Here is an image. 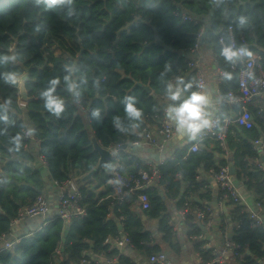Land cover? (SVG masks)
<instances>
[{"label": "trees", "instance_id": "16d2710c", "mask_svg": "<svg viewBox=\"0 0 264 264\" xmlns=\"http://www.w3.org/2000/svg\"><path fill=\"white\" fill-rule=\"evenodd\" d=\"M182 12L202 24L183 21L178 15ZM202 26L201 42L206 36L225 75L221 85L225 98L238 91L239 83V72L231 69L233 59L223 55L219 44L221 37L228 38L229 27L248 55H260L264 71V0H0V235L10 238L19 210L44 194L40 174L23 164L35 160L26 152L33 141L25 139V132L40 141L37 155L47 163L52 180L64 183L84 177L100 160L90 131L106 149L130 145L140 139L145 126L151 122L159 125L160 118L154 116L160 110V96L169 93L174 81L188 96L196 93L195 73L186 79L184 75ZM53 50H59L60 56ZM24 75L30 100L22 106L14 79ZM49 97L60 104L58 113L47 107ZM129 104L138 115L127 111ZM258 117L263 123L264 111ZM247 131L248 138L258 137L256 129ZM216 143L214 149L188 155L185 147L176 153L174 162L162 168L160 185L167 189L165 198L160 187L147 191L151 203L143 215L158 220V232L174 253L179 251L172 240L168 224L172 216L166 201L177 199L176 209H182L200 189L198 169L206 173L227 166L215 160V154L224 153ZM252 156L248 145L242 158ZM120 159L128 171L139 162ZM116 162L108 160L105 170L81 185L86 218L69 225L51 218L40 231L20 238L12 249L0 251V264H56L59 247L63 251L60 264H79L86 252H105L112 258L120 252H108L107 241L120 232L115 220L121 212L126 217L124 230L136 250L145 251L148 257L162 252L145 229L142 215L134 212L135 196L123 204H112L109 171ZM241 163L237 179L247 177L246 189L261 205L264 216V175ZM242 209L233 205L231 211L241 223L233 232L235 242L243 248L238 264H264V231L250 228ZM190 222L185 224L189 236L204 232L201 225ZM66 230L69 233L63 241ZM202 245L196 242L197 253L211 261ZM119 263L133 264L122 255Z\"/></svg>", "mask_w": 264, "mask_h": 264}, {"label": "built area", "instance_id": "2783aa9c", "mask_svg": "<svg viewBox=\"0 0 264 264\" xmlns=\"http://www.w3.org/2000/svg\"><path fill=\"white\" fill-rule=\"evenodd\" d=\"M183 21L193 22L194 24H202L200 19L186 14L184 12L178 14ZM205 32L204 26L198 35L197 44L191 49V53L195 54L200 50L201 37ZM219 44L222 47L224 55H229L233 59L231 65L232 70L239 72V83L237 92H229L225 103L229 107H238L240 113L235 118L222 119L219 116L214 117L208 126L201 128L197 131L194 140L189 148L190 153H197L202 150L201 144L207 140H215L224 152L227 151V137L230 133L232 125H236L245 130L255 128L253 116L249 107L257 100V98L264 94V72L260 67L261 57L257 54L248 55L246 46L237 42L232 27L228 28V38L221 37ZM189 69L195 73L196 94L203 97L201 107L205 103L207 83L205 75L198 62L194 59L188 61ZM22 106H25L21 104ZM154 118H160L159 128H157V135L148 124L142 130V139L132 142L124 146H115L107 148L111 152V159L117 160L116 164L109 171L110 186L112 187L111 200L112 204H123L130 196H135L133 207L138 206L141 211H148L150 209V196L147 191H154L156 188L161 187L162 168L169 162L175 161V156H167V147L172 138L178 131V127L173 124L169 117V112L166 109L157 110ZM263 137L253 140V146L259 148L264 155V122L262 124ZM25 139L36 142L38 147L40 141L36 140L31 132H25ZM143 145H151L155 147L158 158L156 160L146 159L141 160L136 157L132 152H127L128 147L139 148ZM126 151V152H125ZM125 152L127 161H132L133 158L138 159L132 166V171L125 169L123 161L120 159L121 154ZM47 164V163H46ZM256 167L263 170L262 164L257 163ZM201 172L198 169L199 175L197 176L200 181ZM2 172L0 171V178ZM205 178L214 181L218 186L219 196L216 203V208L212 206L200 207L193 205L189 200L184 203L182 209L178 210L176 219L171 218L168 222L172 228V233H176L180 223L184 225L189 219L192 226L201 225L203 233L192 235L189 237L194 242L203 243L201 250L207 251L212 256L211 261H205L201 253H197L198 264H227L229 258L233 257L236 260L242 258V246L235 242L233 232L239 230L241 223L235 221L231 212L228 213V208L233 205L242 207V212L248 215L249 227L252 229H260L264 231V216L260 204L256 203L251 207L245 196L240 190V187L235 183L233 177L227 166L220 167L218 170L210 169L205 173ZM55 186L59 189L57 198V217L65 224H71L74 220H82L86 218L87 212L82 206L83 194L81 192V184L78 179H71L64 183L55 182ZM175 202L176 199H171ZM132 208V206H131ZM50 211V204L45 194H40L34 203L28 207L21 208L18 212L16 219L12 222V226L19 225L28 220H37L46 218ZM228 217V221L217 222L220 217ZM126 217L121 212L118 216V221L121 224L122 230L115 237H111L107 243L109 251L118 249L121 251L124 248L136 250L135 245L131 242L128 234L125 232ZM219 227V234L222 237L221 246H213L205 236V232L209 230L214 224ZM20 239L11 240L6 235H0V251L12 249ZM144 245V243H141ZM56 257L62 260L63 251L59 247L56 249ZM86 256V255H84ZM120 254L109 258L106 253H100L97 258L90 256L82 257L79 264H118ZM57 260V259H56ZM54 264V263H53ZM149 264H177L168 257L165 252H160L149 257Z\"/></svg>", "mask_w": 264, "mask_h": 264}, {"label": "crops", "instance_id": "0c3cea01", "mask_svg": "<svg viewBox=\"0 0 264 264\" xmlns=\"http://www.w3.org/2000/svg\"><path fill=\"white\" fill-rule=\"evenodd\" d=\"M53 54L55 56H60L59 50H53ZM257 54V53H253ZM224 55V54H223ZM259 55V54H257ZM260 56V55H259ZM191 59H194L198 62L199 66L204 72L205 80L207 83V91H206V98L205 103L201 108V116L198 120L195 121V123L200 125V128H204L209 125L211 120L219 116L220 118H235L239 113L240 110L238 107H229L225 103V97L223 96L221 92V85L225 82V75L221 69L218 56L215 52V50L210 46V44L206 43V36L204 40L201 42L200 50L199 52L193 54L191 56ZM263 71V70H262ZM264 72V71H263ZM119 74L124 76V72L119 70ZM194 73L193 70L188 69V71L185 73L184 78H188L190 74ZM21 78H15L14 82L19 84V81ZM195 84V81L193 85ZM151 90V89H150ZM151 92V91H150ZM176 96V99H173L172 97ZM191 96H188L183 88L181 87L180 83L178 81H174L172 83V87L169 90L168 94H164L160 96V105L159 109L164 110L166 109L169 112L170 120L173 124H175L178 127V131L175 134V136L172 138L170 143L167 147V156H175L176 153L183 150L185 147H188V153L190 144L194 140L196 136V132H192L188 125H181L179 116L177 115L176 109L181 107V105L187 101ZM30 100V99H29ZM20 101V104H25L27 102ZM228 108V111L226 113H223V106L222 104ZM249 110L251 111V114L253 116L254 122H255V128L258 132V138L263 137V130H262V124L261 119H259L258 114L260 112L264 111V94L260 95L256 101L249 107ZM259 111V112H258ZM257 112V113H256ZM264 122V118H263ZM152 129L154 130V133L157 135V128H159V125L157 122H151ZM250 132L247 130L240 128L236 125H232L230 129V133L227 137V151L220 154H215V160L217 163L219 162H226L227 167L230 168L232 166L234 168L235 174L232 175L233 180L235 183L240 187L241 192L245 196L248 204L251 207H254L255 198L254 195L247 191L246 184L248 182L247 177H243L240 180L237 179V175L242 172V166L241 162H245V167L250 171L255 172H261L264 175V155L262 154L261 150L259 148H256L253 146V140L248 138ZM90 137L93 141L94 139L97 140L95 133L93 131H90ZM139 140L142 139V132L139 134ZM98 141V140H97ZM98 143L101 145L100 141ZM94 145V144H93ZM250 146V149L252 150V153L254 156L252 157H246L242 158L244 149H246L247 146ZM217 146V143L215 140H207L201 144L202 149L211 150L214 149ZM132 147H128L127 152H132L136 157L140 158L141 160L151 159L156 160L158 158L157 151L155 147L151 145H143L139 148H134V150L131 149ZM26 152L31 153L35 160L33 162H26L24 161L23 164H25L27 167L33 169L34 171L38 172L40 174V177L43 182V189L44 194L46 195L48 202L50 203V211L48 216L50 218L57 217L58 210H57V198L59 195V189L54 185L52 189H47L46 183H44L41 173L37 170L35 163L37 161H42L46 166V162L43 158L39 157L37 155L39 147L36 142H33L31 146L25 147ZM126 152V151H125ZM125 152L121 154V157H126ZM123 161V159H122ZM124 162V161H123ZM261 163L263 170H259L256 167L257 163ZM48 167V166H47ZM105 168V167H104ZM49 172V169H48ZM200 189L192 198H189L188 200L190 202H194L195 200L198 204H203L202 206H212L216 208L217 203V197L219 196V190L218 186L214 181L209 180L208 178H205V173H200ZM88 175V174H87ZM87 175L84 177L78 179V182L82 185L85 180H87ZM2 178V176H1ZM0 178V182H1ZM92 179V178H91ZM89 179V180H91ZM88 181V180H87ZM110 185V183H108ZM188 186V185H187ZM187 189V187H186ZM100 191L103 189H99ZM161 194L166 196L167 189L164 187H160ZM177 199L173 203L169 200L166 201L167 206V213H169L173 219H176L178 216V210L176 209ZM232 211V207L228 208L227 212L230 213ZM134 212L138 215H142L144 220V227L147 231L152 233V236L154 238V243L158 244L162 248V252H165L170 259H172L177 264H198V258H197V251L195 249L196 242L189 239V230L183 223H180L177 225L178 229L176 233L173 235V242L174 244H177L178 251L179 252H173L172 248L169 247L166 242L162 239V234H160L158 231V220H147L145 216L143 215L144 211H141L138 206L134 207ZM47 216V217H48ZM110 218H113V216H110ZM221 221H228V217H220L217 219V222L219 220ZM46 221L43 222V224H40V219L37 220H28L25 222H22L19 225L12 226L11 229V237L10 239H18L16 236L23 233L25 229H29L30 234H33L35 232H38L46 225ZM115 223L118 227L119 221L118 219L115 220ZM34 230V231H33ZM119 230V229H118ZM206 239L213 245V246H221L222 245V237L219 234V227L218 223L217 225L214 224L209 230L205 232ZM64 243V242H63ZM120 252V255L125 256L131 260L133 264H149V257L148 254L145 251H138V250H131L129 248H124ZM84 255L90 256L93 258H97L99 254H93V252H86ZM61 259L56 260V264H60ZM118 264H120L118 262ZM227 264H238V261L231 257L229 258Z\"/></svg>", "mask_w": 264, "mask_h": 264}, {"label": "water", "instance_id": "95a60500", "mask_svg": "<svg viewBox=\"0 0 264 264\" xmlns=\"http://www.w3.org/2000/svg\"><path fill=\"white\" fill-rule=\"evenodd\" d=\"M26 81H27V76L24 75L23 77H21V80H20L19 86H18L20 100L24 101V102L29 101V96H28L26 86H25ZM145 90L147 92L151 91L149 87H145ZM92 142L94 144V149L100 155V160H99L98 166L93 171L88 173L87 180L91 179L96 172L105 170V168H104L105 164L107 163L108 160H110L112 158L111 152L108 149L104 148L102 145H100L96 139H94ZM124 148L126 149L127 145H124ZM35 166H36L37 170L41 173L43 181H44V183H46L47 189H49V190L52 189L55 185V181L52 180V178L48 172V167L42 161H37L35 163ZM229 171L232 175L235 174L234 168L232 166H230ZM87 180H85V181H87ZM50 219L51 218L49 216L46 218H40V224H43L44 221L48 222ZM118 229L122 230L120 223L118 224ZM68 233H69L68 230H66L64 232L63 241H65ZM29 234H30L29 229H25V231L23 233L17 235L16 237L18 239H20V238L28 236Z\"/></svg>", "mask_w": 264, "mask_h": 264}, {"label": "clouds", "instance_id": "9594fccd", "mask_svg": "<svg viewBox=\"0 0 264 264\" xmlns=\"http://www.w3.org/2000/svg\"><path fill=\"white\" fill-rule=\"evenodd\" d=\"M172 98L176 99L177 97L173 96ZM202 102L203 97L199 94L193 93L191 97L181 105V107L176 109L180 124H187L192 132H196L200 128V125L195 123V121L201 116L200 104ZM47 107L53 109L57 113L61 110L60 104H57L51 97H49ZM127 111L138 115L132 104L128 105Z\"/></svg>", "mask_w": 264, "mask_h": 264}, {"label": "rangeland", "instance_id": "374dc122", "mask_svg": "<svg viewBox=\"0 0 264 264\" xmlns=\"http://www.w3.org/2000/svg\"><path fill=\"white\" fill-rule=\"evenodd\" d=\"M20 82V80H18ZM151 222V220H149Z\"/></svg>", "mask_w": 264, "mask_h": 264}]
</instances>
